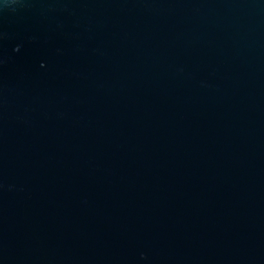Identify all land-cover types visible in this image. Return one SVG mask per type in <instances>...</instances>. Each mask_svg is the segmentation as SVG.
Instances as JSON below:
<instances>
[{"label":"water","instance_id":"water-1","mask_svg":"<svg viewBox=\"0 0 264 264\" xmlns=\"http://www.w3.org/2000/svg\"><path fill=\"white\" fill-rule=\"evenodd\" d=\"M0 264H264V0H0Z\"/></svg>","mask_w":264,"mask_h":264}]
</instances>
